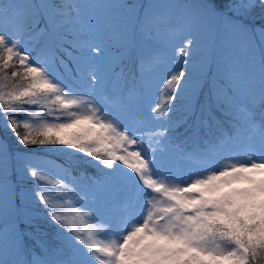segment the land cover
I'll return each instance as SVG.
<instances>
[{"label":"snow or ice","instance_id":"obj_1","mask_svg":"<svg viewBox=\"0 0 264 264\" xmlns=\"http://www.w3.org/2000/svg\"><path fill=\"white\" fill-rule=\"evenodd\" d=\"M0 264H264V0H0Z\"/></svg>","mask_w":264,"mask_h":264},{"label":"rangeland","instance_id":"obj_2","mask_svg":"<svg viewBox=\"0 0 264 264\" xmlns=\"http://www.w3.org/2000/svg\"><path fill=\"white\" fill-rule=\"evenodd\" d=\"M128 2H133V0H128ZM21 131H23V129H20ZM203 146V145H201ZM51 148V146H44V147H40V146H34L33 151L35 152H39V153H45L48 152L49 149ZM56 154L52 153V155H50L48 158H53Z\"/></svg>","mask_w":264,"mask_h":264},{"label":"trees","instance_id":"obj_3","mask_svg":"<svg viewBox=\"0 0 264 264\" xmlns=\"http://www.w3.org/2000/svg\"><path fill=\"white\" fill-rule=\"evenodd\" d=\"M59 161V160H58Z\"/></svg>","mask_w":264,"mask_h":264}]
</instances>
